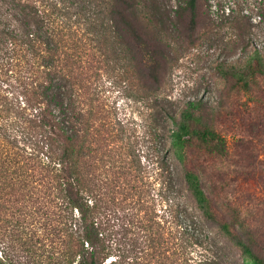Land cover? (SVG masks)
<instances>
[{"label": "trees", "instance_id": "trees-1", "mask_svg": "<svg viewBox=\"0 0 264 264\" xmlns=\"http://www.w3.org/2000/svg\"><path fill=\"white\" fill-rule=\"evenodd\" d=\"M176 4L203 26L207 0ZM222 10L231 52L264 76L252 16ZM169 21L165 0H0V264H264V217L237 192L262 161L218 168L231 189L217 204L188 156L194 139L227 156V139L203 99L160 97ZM109 82L146 98L141 122Z\"/></svg>", "mask_w": 264, "mask_h": 264}, {"label": "rangeland", "instance_id": "rangeland-1", "mask_svg": "<svg viewBox=\"0 0 264 264\" xmlns=\"http://www.w3.org/2000/svg\"><path fill=\"white\" fill-rule=\"evenodd\" d=\"M165 1L172 21L167 24L170 46L160 97L170 100L177 110L191 100L203 99L207 104L206 111L203 110L205 119L227 139L229 150L227 156L213 157L194 139L188 166L200 173L204 187L216 196L217 204L222 205L220 195L231 187L218 178L217 169L231 170L237 162L262 161L258 178L244 182L237 192L241 198L250 195L254 207L260 209L264 217V76L253 77L243 68L245 54L241 49L231 52L237 35L222 10L229 7L248 11L253 21L252 45L264 51V0H207L208 17L202 19L203 26L197 31L190 30L187 15L175 17L176 0ZM222 60L236 64L234 69L240 68L247 76V85L238 82L230 68L218 67ZM138 93L136 89L108 83L107 94L118 103L120 114L141 122L148 102ZM171 159L177 162L173 153Z\"/></svg>", "mask_w": 264, "mask_h": 264}]
</instances>
